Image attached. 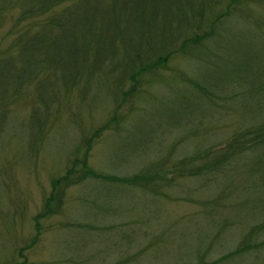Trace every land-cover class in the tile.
I'll return each mask as SVG.
<instances>
[{
  "label": "trees",
  "instance_id": "1",
  "mask_svg": "<svg viewBox=\"0 0 264 264\" xmlns=\"http://www.w3.org/2000/svg\"><path fill=\"white\" fill-rule=\"evenodd\" d=\"M244 4L245 0H0V148L5 140H14V156L25 161V165L30 164L32 159L25 155L26 147L36 151L38 145L46 144L52 129V137L56 138L57 130L69 128L63 120L67 114L72 121L77 116L74 111L93 117L98 108L90 112L86 104L88 93L98 85L106 86L105 78L112 80L105 105L99 108L106 109V118L97 125L88 123V128L79 131L78 148L66 161L67 168L49 180L50 191L42 211L33 218L36 233L30 244L17 251L19 258L37 242L40 219L60 211L69 187L94 180L106 185L136 186L141 192L159 197L162 190L174 185V172L199 178L206 186L204 193L210 195L218 190L214 202L202 205L201 217L221 218V227L232 224L229 215H238L232 214L233 208L223 206L227 200L234 201L231 194L255 188L253 183L247 185L243 180L233 185L237 177L245 174L250 179L261 178L259 188L255 189L260 190L257 197L262 205L259 212L252 214L253 221L240 238L242 242L234 251L207 264L264 249V240L258 241L264 239V70H259V66L252 70L256 61L241 62L245 68L238 66L236 84L225 85L224 76L216 82H206L187 77L181 71L159 78L156 83L163 86L170 81L186 89L198 107L197 118H190L186 126H181L182 113H172L167 136L173 131L181 132L187 143L213 136L210 133L214 126L209 124L214 115L209 109L211 105L220 109V118H235L233 123L224 121L232 133L220 143L204 142L178 161L170 160L177 153L173 144L166 157L151 160L128 178L98 174L88 165L98 138L109 130L117 132L124 125L117 113L119 107L126 104L128 97L140 95V83H154L150 76L157 69L165 70L176 55H190L196 59L194 63L204 66L222 61V56L207 44L216 38L217 30L226 21H240L264 44V31L260 24L248 20V10L242 11ZM259 5L264 11V5ZM149 90L154 93L150 97L148 92V97L158 101L157 88ZM26 107L29 109L23 113ZM144 110L145 107L141 108ZM128 126L125 135H129ZM165 137H160L162 147L167 142ZM160 148L153 152L160 155ZM140 155L145 158L143 150ZM165 173H172L173 177L166 179ZM211 243H216L215 239Z\"/></svg>",
  "mask_w": 264,
  "mask_h": 264
},
{
  "label": "rangeland",
  "instance_id": "2",
  "mask_svg": "<svg viewBox=\"0 0 264 264\" xmlns=\"http://www.w3.org/2000/svg\"><path fill=\"white\" fill-rule=\"evenodd\" d=\"M245 1L242 11L247 9L251 24H260L264 31V11L259 7V4L264 5V0ZM257 15L262 20L256 19ZM223 25L217 30L216 38L207 44L215 54L222 56V61L204 66L199 62L194 63L196 59L190 55L184 58L176 55L165 70L157 69V73L150 76L154 83H140V95L128 97L126 104L117 110L124 125L121 123L117 132H104L91 149L88 165L93 171L120 179L128 178L151 160L166 157L173 144L177 153L170 160L178 161L181 156L188 157L194 148L202 146L204 142L210 140L218 144L232 133L224 121L226 124L233 123L234 116L220 118L217 113L220 109L210 105L211 113H217L209 123L214 126V131L210 133L213 136H204L188 143L182 139L181 132L175 134L173 131L167 136L172 113H182L181 126H186L190 118H197L198 107L186 89L172 85L170 81L163 86L160 83L156 85L159 78L179 71L187 77L195 76L206 82H216L224 76L227 78L225 85L229 82L236 84L234 79L239 74L238 66L245 68L241 62L249 63V60L256 61L252 70L257 66L259 70H264V44L256 40L258 35L240 21H226ZM105 82L106 86L98 85L94 92L88 93L86 104L90 112L98 108L93 117L74 111L77 116L72 121L67 114L63 120L69 128L57 130L54 133L56 138L52 137V129L46 144L38 145L36 151L32 152L26 147L25 155L32 159L30 164L25 165V161L14 156L17 146L14 140L2 143L0 264H207L234 251L242 242L240 238L247 232V226L253 221L252 214L261 208V201L257 197L260 190L255 189L259 188L257 185L261 178L250 179L245 174L237 177L233 185L243 180L247 185L253 183L255 188L231 194L234 201L227 200L223 206L233 208L232 214L238 215H229L232 224L221 227V218L201 217L204 215L202 205L206 201L214 202L219 195L218 190L210 195L204 193L206 186L199 178L174 172L178 179H174L172 187L162 190L159 197L141 192L136 186L118 183L106 185L94 180L69 187L65 190L60 211L40 219L37 242L23 251V258L18 257L17 251L30 244L36 233L33 218L42 211V203L50 191L49 180L58 177L67 168L66 161L78 148L79 131L88 123L99 124L107 116L105 108L99 111L105 105L109 85H112L109 77L105 78ZM155 87L158 101H152L147 95L149 92V96H153L154 92L149 88ZM221 102L227 103L224 100ZM144 107L142 112L141 108ZM28 109L26 107L22 112L26 113ZM127 126L129 135L124 134ZM150 128L155 129L149 131ZM160 137H165L167 141L163 147ZM157 147H161L160 155L153 152ZM142 150L145 158L149 156L146 160L140 155ZM173 175L165 173L164 177L171 179ZM212 239L216 243L212 244ZM260 240L264 239L258 238ZM218 264H264V249L228 257Z\"/></svg>",
  "mask_w": 264,
  "mask_h": 264
}]
</instances>
